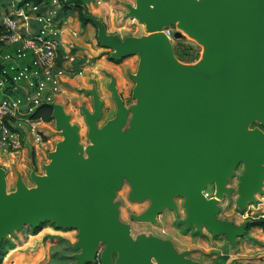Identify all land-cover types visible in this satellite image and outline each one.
<instances>
[{
	"label": "water",
	"instance_id": "95a60500",
	"mask_svg": "<svg viewBox=\"0 0 264 264\" xmlns=\"http://www.w3.org/2000/svg\"><path fill=\"white\" fill-rule=\"evenodd\" d=\"M134 15L152 31L175 21L209 45L218 55L219 68L205 69L200 76L179 73L171 59L165 37L150 39L106 38L119 59L138 54L142 60L136 95L147 116L133 120L139 133L123 138L119 132L124 112L102 132L92 130L101 142L89 150L90 159H77V134L61 108L49 104L65 133V141L48 169L50 180L38 181L39 189L27 193L19 188L12 197L1 199L0 244L8 233L46 221L57 228L79 230L72 249L76 264H90L98 244L105 248L102 264H180L168 244L145 241L133 250L126 237L128 229L115 223L116 211L107 214L113 191L121 185V175L132 172L134 200L149 196L151 219L161 207L170 205L168 196H183L189 222L212 233H230L213 225L214 208L200 195L210 183L222 186L237 165L244 163L241 204L253 201L259 190L264 167V134H247V123L259 118L264 123V0H137ZM86 21H92L85 9ZM101 31V30H100ZM155 175L159 184L146 180ZM3 175L0 172V184ZM117 258L112 263L113 256Z\"/></svg>",
	"mask_w": 264,
	"mask_h": 264
},
{
	"label": "rangeland",
	"instance_id": "374dc122",
	"mask_svg": "<svg viewBox=\"0 0 264 264\" xmlns=\"http://www.w3.org/2000/svg\"><path fill=\"white\" fill-rule=\"evenodd\" d=\"M77 1L80 0H68L67 5L74 6ZM82 1L92 21L83 27L79 13L74 10L65 18L61 36L65 77L53 104L61 108L77 134V159L86 162L90 159L89 150L101 142L100 136L92 135V130L102 132L123 111L124 122L119 132L123 138H132L139 135L132 126L135 115L141 121L147 116L146 108L140 105L136 95L141 78L140 56L134 54L119 59L117 51L102 44L101 35L125 41L150 39L159 33L165 37L171 59L183 74L200 76L205 69H218L219 61L215 50L187 33L181 21L169 23L159 32L152 31L146 22L134 15L137 0ZM245 132L264 134V123L257 118L246 124ZM39 134L40 144H33L23 135L19 137L17 150L0 148L1 199L16 195L19 188L27 193L36 191L39 180H50L48 169L59 145L65 141V133L53 118L40 125ZM244 172L241 162L223 179L221 187L214 182L199 192L213 205L211 223L228 227L230 235L212 233L203 223H188L186 200L175 194L167 198L170 205L161 207L157 214L147 219L153 201L149 196L140 200L132 198L135 188L131 171L120 176L121 185L113 191L111 204L103 213L116 211L115 223L128 229L126 237L133 250L140 249L145 241H157L168 244L180 264H264V234L257 228L247 229L255 219L264 218V167L253 201L242 205L240 186ZM146 180L159 184L158 178L150 173H146ZM56 225L46 221L36 234L30 232L33 230L30 225L8 233L2 241L11 242L14 249L0 255V264H65V248L69 249L66 255H71L72 247L79 240V230L57 228ZM46 228L71 233L73 240H66L63 235L43 234ZM104 248L105 245L98 244L90 264H102L100 256ZM29 249H37L42 255L38 254L35 260L32 253H28ZM116 258L114 255L112 263ZM152 264L157 263L152 261Z\"/></svg>",
	"mask_w": 264,
	"mask_h": 264
},
{
	"label": "built area",
	"instance_id": "2783aa9c",
	"mask_svg": "<svg viewBox=\"0 0 264 264\" xmlns=\"http://www.w3.org/2000/svg\"><path fill=\"white\" fill-rule=\"evenodd\" d=\"M65 4L68 0L40 5L4 0L0 7V148L4 151L17 150L23 135L35 145L42 142L39 128L44 122L33 116L53 104L65 77L61 54Z\"/></svg>",
	"mask_w": 264,
	"mask_h": 264
},
{
	"label": "trees",
	"instance_id": "16d2710c",
	"mask_svg": "<svg viewBox=\"0 0 264 264\" xmlns=\"http://www.w3.org/2000/svg\"><path fill=\"white\" fill-rule=\"evenodd\" d=\"M4 0H0V7L2 5ZM50 0H25V2L27 3H32L34 5H40L44 2H48ZM83 1H77L76 5L74 6H69V5H65V9L63 10L62 16L63 18H66L67 16H71L73 14V10L77 11L79 13V20L81 22V25L83 27H85L89 22L86 21L83 16H82V6H83ZM3 35V30L2 27L0 26V38ZM52 113L53 110L50 107H45L42 109H39L35 115L33 116L34 119L36 120H41L44 123H49L51 122L52 119ZM257 228L260 229L262 231V233L264 234V218H257L255 219V221L251 224V226L247 227L248 228ZM32 234H36L39 232V229H33L30 231ZM13 244L9 241H2L1 245H0V255H4L6 252H8L9 250H13Z\"/></svg>",
	"mask_w": 264,
	"mask_h": 264
},
{
	"label": "crops",
	"instance_id": "0c3cea01",
	"mask_svg": "<svg viewBox=\"0 0 264 264\" xmlns=\"http://www.w3.org/2000/svg\"><path fill=\"white\" fill-rule=\"evenodd\" d=\"M44 232L45 233H43V234H53V235H63V236H65V239L66 240H73V235L71 234V233H60V232H57V231H53V230H50L49 228H46V229H44ZM67 250H69L67 247L65 248V264H76V262H77V260L73 257L74 255H79L80 253H81V251H72V252H70L71 253V255H66V253H67ZM32 253V255H33V259H35L36 260V256L39 254V257H40V254L42 255V252L41 251H39V250H37V249H29V251H28V253ZM39 252V253H38ZM67 254H69V253H67Z\"/></svg>",
	"mask_w": 264,
	"mask_h": 264
}]
</instances>
